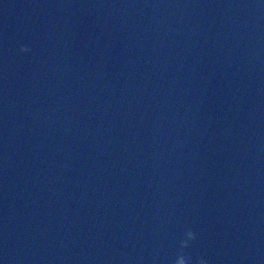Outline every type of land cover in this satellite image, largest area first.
I'll return each instance as SVG.
<instances>
[{"label": "water", "instance_id": "95a60500", "mask_svg": "<svg viewBox=\"0 0 264 264\" xmlns=\"http://www.w3.org/2000/svg\"><path fill=\"white\" fill-rule=\"evenodd\" d=\"M200 259L264 264V0H0V264Z\"/></svg>", "mask_w": 264, "mask_h": 264}, {"label": "clouds", "instance_id": "9594fccd", "mask_svg": "<svg viewBox=\"0 0 264 264\" xmlns=\"http://www.w3.org/2000/svg\"><path fill=\"white\" fill-rule=\"evenodd\" d=\"M20 51L21 52H27L28 51V48L25 47V46H21ZM186 235H187V237L189 239H194L195 238V234L192 231H190V230L186 232ZM198 264H206V261L203 260V259H200L199 262H198Z\"/></svg>", "mask_w": 264, "mask_h": 264}]
</instances>
